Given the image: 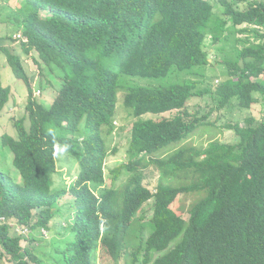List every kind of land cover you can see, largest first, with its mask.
I'll use <instances>...</instances> for the list:
<instances>
[{"label":"trees","instance_id":"1","mask_svg":"<svg viewBox=\"0 0 264 264\" xmlns=\"http://www.w3.org/2000/svg\"><path fill=\"white\" fill-rule=\"evenodd\" d=\"M10 1L0 0V51L27 94L14 118L17 135L4 134L0 142L12 156L10 165L0 162V218L19 225L11 234L0 222V258L99 264L103 251L112 264H264V118L226 124L236 136L232 143L182 144L207 117L188 113L191 97L207 94L210 111L264 99V0H216L215 11L210 0ZM15 33L37 65L38 86L55 90L50 104L40 89L36 99L20 55L3 46ZM208 36L211 45L232 47L229 57L223 54L225 79L153 87L128 79L164 78L172 70L203 77L212 62ZM1 72L0 113L11 96ZM122 88L133 120L125 160L109 170L107 186ZM172 110L157 120L142 117ZM59 148L78 169L57 189ZM151 166L158 173L153 190L143 184ZM179 195L193 197L187 219L171 208ZM148 201L152 214L142 221L138 212ZM58 218L66 233L50 249L36 250L29 233L53 232Z\"/></svg>","mask_w":264,"mask_h":264},{"label":"rangeland","instance_id":"2","mask_svg":"<svg viewBox=\"0 0 264 264\" xmlns=\"http://www.w3.org/2000/svg\"><path fill=\"white\" fill-rule=\"evenodd\" d=\"M19 1V0H18ZM214 4V11H215V1L216 0H210ZM15 0H11L10 3L14 4ZM217 9V8H216ZM218 10V9H217ZM43 15H48V12L43 11ZM244 27V25L240 26ZM4 25H0V35L4 33ZM19 33H15L14 41H9L8 39L5 40L3 43L7 48L11 50V52L15 54H19L21 57V65L22 69L27 76L28 80L31 82L32 87L34 89V95L37 99V96L40 95V99L45 101V104H50V100L52 99V96L55 92V90L52 91V89L47 87L43 91L38 86V80L40 78V72L38 71L37 65L32 61L30 55H27L23 52L22 46L19 43ZM237 36L244 37L245 34H237ZM206 48L208 49L210 53V57L212 59V62L209 66H207L205 69V72L203 74V77H200L193 73H187V70H172L166 77L164 78H140V77H129L128 79H131L134 84L137 85H144V86H158V85H164L166 83L170 82H176L180 81L186 78L193 79L199 82L200 86L205 85H212L215 84V82H219L220 80L225 79L226 76V68L223 66V60L226 57H229L232 53L231 49L232 47L230 45H211L210 44V37H207L206 40ZM240 47V45H237ZM224 47L223 51L217 50ZM226 52V57L223 59V54ZM215 60H217L218 63L215 64ZM0 68H1V74L2 75V81L7 84L11 85V96L8 101V106L0 113V142H1V136L2 135H10L15 137L16 131L14 127V118L21 117V114L23 113L24 108V101L26 100V88L24 83L22 82V79H20L18 76L14 75L12 71H10V66L7 60V56L3 51H0ZM174 74V75H173ZM264 77V76H262ZM209 80L211 82H209ZM53 82V80H52ZM52 87V86H51ZM130 87H133L132 85ZM40 89V93L39 90ZM121 90V89H120ZM122 90L117 94V99L120 101V103H117L116 106V115H115V123L116 128L114 133L110 136V138H113L114 142L113 145L118 147V152L113 155H109L106 158V167H105V185L110 184V179L108 172L109 170L119 163L123 162L125 160L126 155V146L129 138V124L133 120L132 118H129L126 116L127 111L122 106V97H123V91ZM39 93V95H38ZM257 95H255L256 97ZM256 102H253L250 107L248 108H239L236 105L234 106H228L223 110L217 111L210 109L213 106V101L211 97H209L207 94H204L200 97H191L187 101V111L191 116H201V115H207V117L204 119V124H201L196 131L188 137L187 139L182 141V144H193V145H205L210 140H220L221 142H227L232 143L235 141L236 136L233 132V130L228 129L225 125L226 124H232V123H240L243 124L244 120L246 118L252 117L255 121H260L264 118V99L260 96L256 97ZM176 112L175 110H172L170 112H165L162 114H145L142 117L146 118H155L160 119L163 116H168L172 113ZM9 148L1 147L0 146V162H3L4 164L10 165V159H11V153L9 151ZM169 151V150H167ZM56 164L57 169L53 176V186L54 188H60L62 185H67L70 183V181L73 178V175L76 174L78 165L75 160V158L71 155H69L64 149L59 148L56 152ZM58 157V159H57ZM144 185L150 188L151 190L154 189L156 182H157V171L150 167L145 170L144 174ZM125 180V178H124ZM193 200V197H186L185 195H179L175 202L171 205V208L179 215H181L184 219H187L188 217V206ZM151 203L152 201L146 202L141 210L138 212V216L142 217L143 220H148L151 216ZM64 222L61 221L59 218L57 219V223L55 224L53 228V232H48L46 236H43L41 231L38 229L31 231L28 235L34 236V246L36 247V250L38 251H44L51 248V245L58 242V239L61 237L60 234L64 235L66 233V229L64 227ZM59 231V236H58ZM10 233L13 234L14 231L10 230ZM27 243V242H25ZM98 263L99 264H112V260L110 256L103 252L98 255ZM0 264H15V261L10 259V257H2L0 258Z\"/></svg>","mask_w":264,"mask_h":264},{"label":"clouds","instance_id":"3","mask_svg":"<svg viewBox=\"0 0 264 264\" xmlns=\"http://www.w3.org/2000/svg\"><path fill=\"white\" fill-rule=\"evenodd\" d=\"M130 135V134H129ZM129 139V138H128ZM215 140H217V139H215ZM220 141V140H219ZM234 142V141H233ZM167 150H169V149H167ZM152 167V166H151ZM152 168H154V167H152ZM148 169V168H147ZM155 169V168H154ZM156 170V169H155ZM157 171V170H156ZM144 174H145V169H144ZM145 177V176H144ZM157 177H158V173H157ZM157 183V182H156ZM143 184H144V182H143ZM147 187V186H146ZM150 189V188H149ZM151 190V189H150ZM151 208V207H150ZM152 211V210H151ZM152 214V213H151ZM139 217V216H138ZM183 218V217H182ZM184 219V218H183ZM141 220L142 221H148V220H143L142 219V217H141ZM0 222L1 223H7L9 226H10V230H13L14 231V233H17L18 232V227H19V225L18 224H16L15 222H11V221H8V220H6L4 217H1L0 218ZM40 231H41V233H42V235L44 234L45 236L47 235V231L46 230H42V229H40ZM21 232H26L25 230H21ZM13 233V234H14Z\"/></svg>","mask_w":264,"mask_h":264}]
</instances>
